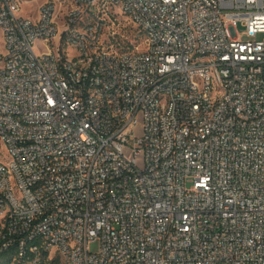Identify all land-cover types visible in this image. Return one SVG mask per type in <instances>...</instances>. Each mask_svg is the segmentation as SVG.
Returning a JSON list of instances; mask_svg holds the SVG:
<instances>
[{"label": "built area", "instance_id": "1", "mask_svg": "<svg viewBox=\"0 0 264 264\" xmlns=\"http://www.w3.org/2000/svg\"><path fill=\"white\" fill-rule=\"evenodd\" d=\"M24 1L0 0V264H264V0Z\"/></svg>", "mask_w": 264, "mask_h": 264}, {"label": "rangeland", "instance_id": "2", "mask_svg": "<svg viewBox=\"0 0 264 264\" xmlns=\"http://www.w3.org/2000/svg\"><path fill=\"white\" fill-rule=\"evenodd\" d=\"M49 0H25L22 4L23 10L21 11V15L23 16H27L28 14H34L37 12V10L39 9L40 6H42L43 4H45L46 2H48ZM126 24L123 23L122 27H125ZM126 34L129 37V40H136L138 38V34L135 31V29H133L132 27H128L126 29ZM238 34L242 37L245 38L244 36V30L240 27L238 29ZM264 36H259L258 40H262ZM36 52L39 54V49L36 46ZM5 53V44H4V37H3V33L0 30V56H4ZM0 151L5 153V147L1 144L0 145ZM192 186V180L189 179L187 182V187L190 188ZM99 249V246L96 244L94 245H90V250L97 252Z\"/></svg>", "mask_w": 264, "mask_h": 264}]
</instances>
